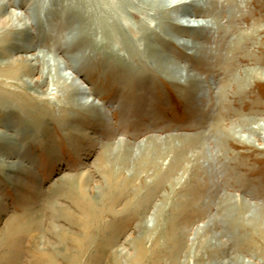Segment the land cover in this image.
I'll return each instance as SVG.
<instances>
[{
  "label": "rangeland",
  "instance_id": "1",
  "mask_svg": "<svg viewBox=\"0 0 264 264\" xmlns=\"http://www.w3.org/2000/svg\"><path fill=\"white\" fill-rule=\"evenodd\" d=\"M38 1L0 0V32L16 28L15 14L32 21ZM63 1L68 8L55 4L23 36L31 51L11 37L0 47V91L10 94L0 97V264H264V131L249 134L242 121L252 128L250 119L264 120V0H238L236 26L251 36L241 52L221 51L230 64L183 45L216 34L196 39L175 25L184 16L166 20L171 30L155 45L181 66L171 73L110 36L97 1ZM67 10L77 24H65ZM40 52L82 91L53 83L56 65L41 85L11 74L9 61ZM258 64L261 79L233 82ZM121 150L133 155L109 177L102 169ZM194 150L215 158L219 175L199 174ZM225 196L233 208L221 206ZM88 200L96 209H80ZM241 201L250 208L239 215Z\"/></svg>",
  "mask_w": 264,
  "mask_h": 264
},
{
  "label": "bare ground",
  "instance_id": "2",
  "mask_svg": "<svg viewBox=\"0 0 264 264\" xmlns=\"http://www.w3.org/2000/svg\"><path fill=\"white\" fill-rule=\"evenodd\" d=\"M94 1H97L99 8L105 9V11L107 12L106 13L108 15L107 23H109L106 26V29L108 30L107 33L111 36V34L109 33L110 31L114 38L119 39L127 48V50L130 52L131 55H133L134 57L141 56L144 59L140 58V60L145 62H148V60L154 61L156 63L157 69L164 71L166 73L177 72L181 66L177 65L176 63H172V62L170 63V61L167 59V56L161 54L160 49L155 45V41L156 40L160 41V34L162 33L168 34V31L171 30V26H168V24H166V20H172V21L175 20L177 14H179V16L180 15L184 16L186 19H184L182 22H175V25L176 26L179 25L180 27L185 28L187 31L197 32L198 34L196 33L195 36L196 39L200 37L202 40L203 38H205L204 36L205 33L207 32L216 34V37L214 39L212 40H209V38L207 40L205 39L204 43L201 44L200 43L196 44L192 42L189 45L187 43L186 44L182 43L188 49H190L191 52L202 53L205 61L206 60L216 61V63L218 64H220V62H224L227 64L228 63L230 64V62L232 63L233 62L232 57H229L227 54H222L221 51L227 49L228 51L229 50L231 52L236 51L237 53H239L242 50H244L240 48L241 44L244 43L243 40L248 39V37L250 38L251 36L245 31H241L236 26L237 23L236 12L242 10L243 7L239 3L240 1L238 0H94ZM55 4H59V5L63 4L64 9L68 8V2L63 0H41L40 2L38 1L36 4H34V7L30 9L31 13L33 14L32 21L30 20L31 16H28L27 14L20 16L15 14L11 20L17 21L18 25L14 30L11 31L5 30L4 32L2 31L0 32V47L3 48L4 45L8 44V42H5L3 40L5 37H11L13 40L14 39L16 40V44H18L19 47L22 48V51H31L33 47L30 43L27 44L20 43L22 42L21 40L23 36L25 37L27 36L28 30L31 27V25H34V27L42 25L43 22H45L46 20V14L52 11V8L54 7ZM190 7H192V9H189ZM3 10H4V4L0 2V13L3 12ZM67 12H65L66 16L64 15V17H67V19H65L64 21L65 24L66 23L68 24L71 23L72 25L77 24V19L72 17L71 13H69L68 10ZM224 12H227L226 18L222 17ZM199 18H201L202 20H200ZM43 31L44 30H42V32ZM132 33H135L136 35L142 37L141 39L142 44H139L140 40H137L136 38L135 39L133 38V40L128 38V37H132L131 36ZM234 39L235 41L232 43L231 40ZM140 45L142 46L140 47ZM233 45L237 46V48L233 49L232 48L234 47ZM49 56L48 53H43V52H40L38 54L30 53L28 55H21L15 60L13 59L9 61L13 63L14 66L17 67V70L16 71L14 70L11 74L15 76L16 73H18L19 75L24 77L26 81L32 83L34 82L33 80H35L39 85H41L45 82V79L50 74L49 69L54 65H56L54 73L52 74L53 76L51 78V81L58 85L66 84L70 90L73 89L75 92H78L79 90L82 91L81 87H79L78 84L72 81L69 82L67 81V79L69 78H66L61 74L60 64L57 61H55V59L52 58V56L51 57ZM244 56L248 57L246 53ZM40 64L42 65L40 69V75L36 79H33L32 77L28 78L35 71V68L37 66H40ZM243 73H244V78L242 80L237 79L236 77L233 82H235V80L237 82L238 80V82L242 81L244 83L248 80V77L258 80L261 79L262 64H258L257 67L252 69H246L243 71ZM228 76H230V74L227 75V77ZM229 78H231V76ZM185 79L191 82L193 81L200 83L199 79L193 75L192 76L186 75ZM52 82L50 83L52 84ZM1 91H0L1 98L7 99L10 97L9 93L4 92V90ZM248 120L249 119L242 120L244 129L246 130L250 128L249 134H253V135L262 134L261 132L264 131V120L263 121L261 120L263 123H260L259 122L260 119L259 120L250 119V121L255 124L252 128L247 127ZM239 131L241 130L240 129L238 131L234 130L233 132L237 133ZM154 139H157V137ZM157 140L152 142L155 143ZM139 146L140 147L144 146L146 148V144H140ZM156 146L157 145L155 144L153 147L155 148V150L157 149ZM130 155L132 156L133 154L131 152L130 153L127 152L126 150L124 151L121 150V154H119L114 160H112V162L109 163V166H106L104 168L103 165H107V164H101L103 166L101 167V169L104 168L102 169V171L108 172L107 174L110 177L111 176L110 172L111 170L112 171L114 170V165L122 164V167H125L124 166L125 159H128ZM134 156H136V154H134ZM154 157H156V155ZM190 158L191 161H193V165L194 167H196L198 173L201 175H205L206 180L210 178L212 179L214 176L219 175L220 171L218 172L217 169L218 165H216L215 163V158H212L204 151L202 152L195 151L193 154H191ZM122 169L120 168V170ZM112 173L114 174L115 172ZM205 184H206L205 182H202V184L200 185L205 186ZM212 188H214L213 185ZM205 194L206 195L204 198H208V199L212 198L211 192L209 193L206 192ZM195 205L197 207H203V206L206 207L208 205V202H204V201L200 203L198 202L195 203ZM221 206H230L231 208L233 206V203L231 202V199L229 197L225 196V198H223L222 200ZM91 207L96 209L91 205V202L88 200V204L86 205V207L81 205L80 209L87 208L89 211H91L92 209ZM249 208L250 206L248 205V203H246L245 201H241L240 211L238 214L239 215L244 214ZM261 213L262 215H264L263 211H261ZM84 217L87 219L88 215H84ZM208 223H206L205 226L202 227V229L198 228V231L195 232L194 236L195 237L198 236V234L200 232L202 233L203 230H208L209 229ZM255 224H256L255 226L261 225L258 226V228L262 227V224H257V223ZM120 253L123 252L121 251ZM218 263L219 262H217V264Z\"/></svg>",
  "mask_w": 264,
  "mask_h": 264
}]
</instances>
